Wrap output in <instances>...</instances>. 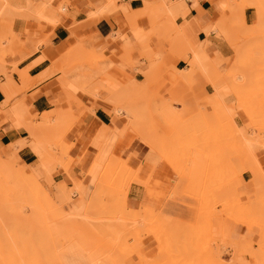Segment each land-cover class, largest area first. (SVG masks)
I'll list each match as a JSON object with an SVG mask.
<instances>
[{"label": "crops", "instance_id": "1", "mask_svg": "<svg viewBox=\"0 0 264 264\" xmlns=\"http://www.w3.org/2000/svg\"><path fill=\"white\" fill-rule=\"evenodd\" d=\"M62 2L63 0H11L10 3L15 10L31 9L46 17L41 27L30 23V19H13V32L20 35L26 44L16 58L19 60L14 63L12 78L8 81L1 78L0 82V117H6L15 123L14 127L5 123L0 128V147L5 148L4 156L0 154V157L15 160L23 171L29 170L34 177L45 174L43 168L48 162L37 143L30 141V119L33 116H42L43 121L49 119L50 122L54 116L60 120L71 114V106L68 103L71 100L76 102L79 90H67L65 85L70 83H67L66 78L60 80V72L72 69L73 60L82 48L96 46L103 56L105 54L112 60H107L108 66L102 69H122L114 63L116 62L124 69H130L128 73L131 77L123 76L122 80L129 78L130 84L140 91L154 92L152 102L155 109H158L154 122L167 135L172 131L168 120L176 126V131H180L183 126L179 120L191 122L195 119L188 124L194 128L203 118V112L211 115L217 106L221 111L224 106L228 110V107L236 105V97L224 90V86L230 84L226 75L233 70L232 67L238 58L237 51L241 50L247 54L249 41L246 39L264 37L263 30L253 28L257 27L255 22L260 15L258 10L261 1L258 0L248 1L243 14L240 12L239 16L234 14L233 7L238 11L242 7L241 0H67L65 8L58 7ZM161 3L165 4V8L171 9V12L166 10L173 16L157 21H170L174 31L169 34L160 26L150 44L152 34L146 29L150 26L148 18L157 10L155 6ZM39 6L43 8H38ZM58 10L65 13L59 15ZM28 14L27 17L40 20ZM243 18L247 27L234 26L237 23L243 24ZM179 32L190 38L191 43L193 40L192 48L178 47L179 43L175 42L176 45H173L167 40L174 38ZM252 39L250 43L254 44L255 40ZM144 51L150 52L151 58L156 59L154 64V60L150 62L142 57ZM258 53L254 54L255 59L251 64L260 63ZM124 55L130 58L132 56L127 65L121 63L120 58ZM13 61L12 59L10 62ZM126 66L128 68H125ZM168 69L171 70L173 78L166 73L162 74ZM174 71L191 75L189 78H177ZM238 80L241 82L243 78L239 77ZM218 82L222 87L217 90L215 85ZM21 89L26 91L18 101H14ZM94 98L84 96L82 101L85 107L74 108L75 120L64 138L65 143L71 146V169L67 171L58 168L52 176L47 174L49 183L56 187L72 189L74 178H79L80 190L73 200L78 202L81 193H84L86 198L89 197L92 188L87 187L89 184L95 186L99 182L107 165L105 152L108 151L110 157L115 154L124 160L131 158L130 164L137 171L134 181L136 183L131 184L126 197L129 209L144 207L155 211L161 217H168L183 224L194 223L197 211L192 207L196 202L186 194L189 182L184 178L187 176L192 179L191 168H186L184 174H178L170 164L161 160L152 146V139L148 136L128 144L112 142L114 139L119 140L126 133L131 126L130 121L125 124L118 115L110 114V111L114 113V105L104 98L105 101ZM58 103H61L60 108ZM15 104L17 107H13ZM23 104L29 107V116H23L20 123L15 114L21 115ZM210 105L213 106L212 111ZM213 114L211 117L205 116V120H211L210 118L215 117ZM233 122L236 129L244 130L248 134L256 133L248 127V120L242 114H237ZM254 155L262 171L264 151L258 155L255 152ZM36 170L38 172L35 176ZM20 176L22 175L18 172L17 177ZM242 177L243 182L248 185L244 187L247 188L245 193L253 194L252 175L245 172ZM18 178L16 183L21 185ZM255 191L257 193L256 188ZM256 193L254 194L257 195ZM77 205L80 206L81 203L76 204L75 208ZM221 220L215 222V226L217 225L218 236L223 240V236H229V232L224 229V221ZM242 226L231 225L229 243L232 246L242 245L243 238L249 239L253 235L255 238L249 241L257 240V226ZM142 244L144 252H149L156 246L155 239L148 236ZM72 253L67 250L61 253L63 264H93L101 261L103 257L101 250L95 252L96 257L92 258V255L87 259L74 258L77 255ZM230 259L226 255L223 256L224 262H229ZM246 260L249 259L246 257ZM153 264L159 262L155 261Z\"/></svg>", "mask_w": 264, "mask_h": 264}, {"label": "rangeland", "instance_id": "2", "mask_svg": "<svg viewBox=\"0 0 264 264\" xmlns=\"http://www.w3.org/2000/svg\"><path fill=\"white\" fill-rule=\"evenodd\" d=\"M241 1L242 6H245L250 0ZM258 1H261L260 8L262 10L260 9L259 12L262 14H259L262 17L264 16V0ZM0 2L1 82V78H5L7 81L12 78L14 63L19 60L16 58L20 55L21 48L26 44V42L21 40L20 35L13 32V19H30V23L41 27V24L43 23L42 21H44L46 17L34 10L23 9L15 11L12 10L14 8L12 4H10L11 6L8 5L6 0H0ZM66 2L67 0H63L58 7L62 6L65 8ZM159 6L161 7L158 9ZM162 6H164V9ZM38 8H43V6H39ZM155 8L157 10L154 11L149 18L147 17L150 26L146 29L152 34L149 39L150 44L153 41L155 33L160 30V26H162V29L169 34L174 31V26L172 27L170 21L163 23H158L157 21V19L173 16L166 10L165 4L161 3L158 6H155ZM27 11L33 15L34 18L36 16L40 20L27 17ZM58 13L59 15H63L65 11L58 10ZM262 23L263 27L260 29L259 25ZM262 23L256 25L258 28H253L264 31V22ZM237 24L240 26L239 23ZM241 28L245 27L242 26ZM251 39L252 38L246 39L249 41V44L247 45L249 48L247 54L240 50V56H243V59L245 60L249 57V61L246 63H248V67L250 66L253 68L249 67V69L247 67V73L245 72L244 75L237 73L235 77L232 75L231 70L227 74L228 80L232 79L230 80L231 87L229 84L224 86V90L235 95V97L239 96L240 93L237 91L234 92V89L239 91L241 88L242 90H240V92H245L243 95L247 94V96H249L248 99L247 96H245L244 98L246 99L242 98V100H238L243 95L239 96L238 99H236V105L234 107H228V110L227 107H224L220 111L219 106H217L214 110V118H211V120H203V118H201L195 124L194 128L188 126V124L194 122L195 119L191 122H181L176 117L177 120H179V123L183 126V129L178 132H176V126L167 119L172 130L171 133L167 135L169 137L174 135L176 139H174V137L172 139L169 138L170 140L168 139L170 142H173H171L170 146L173 145L171 148L165 149L166 151L164 152L177 164L180 162L178 167H184L181 169H184V173L186 168H191L190 174L192 176L190 177L192 179L187 176L184 178L188 179L189 182L186 194L190 195L192 200L196 202L192 207L197 211L194 223L183 224L177 220L171 218L168 219V217H161L155 211L144 207H141L140 209H129L125 200H127L126 197L131 184L136 183L134 181L137 171H135L130 164L131 158L130 160L128 159V161L115 154L110 157L108 151L105 152L107 165L100 176L99 182L95 186L89 184V187H87L92 188L88 194L89 197L86 198L84 193H81V196L78 194V202L73 200L74 195L80 190L81 180L79 178H74V187L72 189H67L64 186L56 187L52 182V184L49 183V176L47 177V174L52 176L58 168H64L67 171L71 169L72 159L70 157V152H67L70 146L65 143L64 138L74 123V108L85 107V104L82 101L84 96L93 99H95L94 97L96 95L97 99H106L105 97H107L103 82H101L102 85L100 82H94L91 86L92 89L90 84H85V86L82 85V87L70 90L72 92L79 90V92L77 94L76 102L71 100L68 103V105L71 106H69L71 114L65 119L59 120L54 116L46 126H44L42 116H33L32 119H30V127L36 132V136L33 134L30 135V141L37 143L48 162L47 166L43 168L45 172L44 175L39 174L36 176V173L38 172L36 170L34 172L36 177H34L28 172L29 170L27 172L23 171L15 160H6L3 157H0V264H63L60 257L61 253L66 250L68 252H73L72 255L74 256L77 255L74 257L77 259L91 258L92 255V258H94L97 256L95 252L101 250V252H103L101 261L93 264H153L155 261H158L159 264H264V226L255 225V227L257 226L259 228V233L257 240L251 241L254 245L251 246L252 249H247L249 247L246 246L239 248L238 244L232 246L229 243L232 224L242 226V220H261L264 222V204L259 208V212L244 215L238 213L234 206L232 208L226 206V204L231 206L242 201L243 198L254 199L257 195L264 193L262 185L253 184L254 181L256 182L257 180L264 179V169L261 171L262 167L260 169V164L256 161L255 156H252V158L249 157L246 153V143L242 141V138L244 140V138H252L251 136H253L252 140L254 139L256 141L253 140V144L256 146V155L261 151H264V117H262L264 116V54H262L264 52V37L253 38L252 40L255 39L254 44L250 43ZM167 40L173 45L175 42L179 43L178 47H193V40L191 43V39L186 37L183 32H179L174 38H168ZM260 49H262V51ZM260 51L262 52L261 54ZM256 52H259L260 63L249 64V62L251 63V60L254 61L255 58L253 59L252 57L255 56L254 54H256ZM142 55V57L147 58L150 62L151 60H154L152 63H155L156 59L151 58L150 52L147 53L144 51ZM260 55L262 56L260 57ZM104 56L102 55V52H99L96 49V46L82 48L76 59L73 60L72 69H66V71L60 72L62 74L60 80L66 78L68 80L67 83H77L78 79L80 80L84 78L88 73L86 70H89L92 67L98 71H105V69L102 70V67L108 66L107 60L111 62L112 60L105 54ZM12 59L14 61L10 62ZM120 59H122V64L127 65L129 60L132 59V56L130 58L128 55H124L123 58ZM114 63L124 70V74L128 73V70H130L124 69L122 65H119L116 62ZM85 66H88V68L84 69ZM125 68L128 67L126 66ZM164 73L173 78L171 70L168 69L167 71H163L162 74ZM250 74L252 77L250 80L252 84L249 79H247V77L250 78ZM228 75H231V78L228 77ZM239 77L243 78L241 82L238 80ZM233 78L234 82H237L240 87L238 86L237 88L235 83H231ZM128 79L129 78L121 79L127 84V86L125 84L124 87H128L136 96H144L146 101L144 97L142 101L140 97L139 99H135L136 97L133 94H131L130 97L128 95L126 98V95L124 94L125 91L117 89L119 90V93L124 92L122 94L120 93L121 95L119 94L120 98L124 95V99L123 101L122 98L119 99L122 102L118 101L117 107H115V105L112 106V109L114 107V113L110 111V114L118 115V117L122 118L126 124L130 119L126 114V111L128 113L127 109L132 107L133 110L137 109L136 111L138 112L139 119L137 125L135 123L136 128H139L138 133L132 138H128V141L126 139L124 140V138L122 140L119 139L121 141L120 144H128L134 140H138L140 137H142L141 140L147 136L151 138L149 135L151 133L149 132L148 134L147 128L150 130L151 127L150 131L153 129L150 120L148 119H154L155 116V107L152 102L155 97L154 92L149 90H145L146 92L140 91L138 88L131 85ZM116 80L117 78H115V76L110 77L108 83H114ZM98 84L100 86H98ZM232 86H235L236 88L234 87L232 90ZM92 90L94 91L92 92ZM25 91L26 89H21L15 96L14 101H18V98L22 96ZM148 92L150 93L148 94ZM92 94L96 95L94 96ZM146 95H149V97ZM22 100L24 101V97ZM253 100L254 103L256 102L255 105L250 104L253 103ZM58 104L57 106L60 108L61 103ZM22 106L24 110L21 115L15 114L17 119L20 120V123L21 120H23V116H29V107L26 106V104H23ZM13 107H17V104ZM142 107H145L147 111H144ZM139 108L143 110H141L142 112L148 113L147 119L144 118L146 117V114L144 115L142 112H139ZM149 114H151V117ZM237 114L244 115L248 120V127L253 131H256V133L252 132L248 134L244 130L238 129V131L235 128L240 135L238 133L236 134V131L232 128L234 125L232 122ZM229 121H231V123H229ZM5 123H8L13 127L15 125L13 120L6 117H0V128L2 124ZM37 123L38 125H36ZM178 133H180L179 137L176 136ZM153 134L156 135V133ZM254 136L256 138H254ZM203 137L205 138L203 139ZM231 137H233V139ZM207 138L208 141H206ZM257 139L258 142L260 140L259 144L257 143ZM119 140L114 139L112 142ZM195 140L199 142H194ZM201 140H205L207 144ZM209 141H211V143H209ZM108 142H110V140H108ZM200 144L202 146H200ZM238 146L239 149L237 148ZM4 151L5 148L0 147V154L3 156ZM227 158L228 160L226 161ZM227 162L229 163L228 165ZM175 165L174 167H176ZM178 167V170L174 168L176 172L179 171ZM18 172L22 175L20 178L17 177ZM245 172H249L252 175L251 187L253 194H250L249 192L245 193L244 191L247 189H244L247 183L242 180V175ZM179 173L184 174L182 171H179L178 174ZM17 178L21 185L16 183ZM219 190L221 191L219 192ZM49 191L51 194H49ZM216 191H218V193ZM220 193H223V195L219 196ZM79 202L81 203V209L74 211L75 205ZM170 220H173V223L168 224L172 222ZM218 220H221L222 222L224 221V229L229 232V236L228 234L224 235L223 240H221L222 238L220 239L216 230L217 225L215 226V222H218ZM146 236L152 237L153 240L155 239L156 243V246L149 252L143 251L144 245L142 244V241ZM259 237L263 238L261 239L262 243H256L259 241ZM254 238L255 236L253 235V237L250 236L247 240ZM224 255H226L228 259L231 258L229 262H224ZM246 257L249 259L248 261L246 260Z\"/></svg>", "mask_w": 264, "mask_h": 264}, {"label": "bare ground", "instance_id": "3", "mask_svg": "<svg viewBox=\"0 0 264 264\" xmlns=\"http://www.w3.org/2000/svg\"><path fill=\"white\" fill-rule=\"evenodd\" d=\"M1 3V2H0ZM4 3V2H3ZM6 3H8V5H10V0H6ZM245 5V4H244ZM247 5V4H246ZM240 6V7H238V8H240V9H238V11H235L236 9V7H233L234 9V14L235 13H242L243 14V11H244V9L247 7V6ZM3 6V5H2ZM11 6V5H10ZM161 6H159L158 8H160ZM1 8V7H0ZM10 8V7H9ZM162 8L164 9V6H162ZM161 8V9H162ZM5 9V8H4ZM10 9H12V8H10ZM168 11H170L171 12V9L170 8H166ZM261 8H259V10H260ZM1 10V9H0ZM6 10V9H5ZM9 10V9H8ZM12 10H15V8H13ZM11 10V11H12ZM23 10V9H22ZM27 10H31V9H27ZM229 10V9H228ZM258 10V11H259ZM262 10V9H261ZM16 11V10H15ZM14 11V12H15ZM3 12V11H2ZM10 12V11H9ZM8 12V13H9ZM5 13V12H4ZM17 13V12H16ZM260 14H262L261 12H259ZM2 14V13H1ZM13 14V13H12ZM231 14H232V9H231ZM264 14V13H263ZM240 14H238V16H239ZM234 16H236V15H234ZM10 17V16H9ZM263 17L264 16H262L261 17V15H259V17H257V19L258 20H256L257 22H255L256 24L255 25H258V23H262V22H264V19H263ZM6 18H8V17H6ZM11 18V17H10ZM15 19V18H14ZM241 20V19H240ZM242 22V21H241ZM240 24V28L242 27V26H246V23H245V21H244V18H243V24L242 23H239ZM242 24V25H241ZM260 25H262V26H260ZM259 25V27H260V29L263 27V23L262 24H260ZM234 26H238V24L237 25H234ZM247 27V26H246ZM258 28V27H257ZM236 29H237V27H236ZM251 29V28H250ZM239 30V29H238ZM241 30V29H240ZM258 30V29H257ZM237 31V30H236ZM244 34V33H243ZM248 35V34H247ZM252 36V35H251ZM250 36V37H251ZM263 36V35H262ZM255 40V39H254ZM258 40V39H257ZM247 43H248V41H247ZM257 46V45H256ZM259 47V46H258ZM261 51H262V49H260ZM260 51V54L262 53ZM238 53V58L236 59V63L234 64V66L232 67L233 68V70H232V75L235 77V75H237V73H239V74H241V75H244L245 74V72L247 71L246 70V68H247V66H248V63H246V62H248L249 61V57L245 60V59H243V56H240V52L239 51H237ZM244 54V53H243ZM262 54H264V52L262 53ZM262 55H260V57H261ZM264 56V55H263ZM253 59H254V57H252ZM250 59H251V57H250ZM196 60H198V56H196ZM252 61V60H251ZM260 62V61H259ZM262 63V62H261ZM88 64H90V63H88ZM87 64V65H88ZM249 64H251L250 62H249ZM233 65V64H232ZM231 65V66H232ZM263 65H264V62H263ZM193 66V65H192ZM252 66V65H251ZM1 67V66H0ZM86 67V68H85ZM84 67V69H87L88 68V66H85ZM250 67V66H249ZM248 67V68H249ZM90 68V67H89ZM250 68H253V67H250ZM249 68V69H250ZM91 69V70H90ZM89 70L87 69L86 71L88 72H86L87 74L84 76V78H82V79H76L77 80V83L76 82H74V83H70V84H68V85H65V88L67 87V90H71V89H77V88H79V87H82V85L83 86H85V84H90V87L92 86V83H94V82H103V85H104V88H105V92L107 93V97H105L106 99V101L109 103V104H113V105H115V107H117V105H118V101H121V100H119V99H121L122 98V101H123V96H121V98L119 97L122 93H124V92H120L119 93V90H124L125 91V95H126V98H127V96L129 95V97L131 96V94H133L131 91H130V89L128 88V87H124L125 86V82H123L121 79H122V77L123 76H131V75H129V73H126V74H124V70H122V69H116V68H106L105 69V71H98V70H95L93 67L92 68H90ZM197 69V68H196ZM103 70V69H102ZM245 70V71H244ZM254 70V69H253ZM175 72V71H174ZM244 72V73H243ZM253 72V71H252ZM176 73V75H177V78H189L190 76L189 75H191V74H189V75H184L185 73H179V72H175ZM247 73V72H246ZM250 73V72H249ZM79 74V73H78ZM252 74V73H251ZM251 74H250V78H248L247 77V79H249V81L251 80ZM112 76H115V78H117V80H116V82H114V83H108L109 81H108V79H109V77H112ZM227 76V75H226ZM232 76V77H233ZM228 77H230L231 78V75L229 76L228 75ZM176 78V77H175ZM237 78V77H236ZM99 79V80H98ZM106 79H107V82H106ZM223 79V78H222ZM221 79V80H222ZM264 79V78H263ZM101 80V81H100ZM226 80V79H225ZM230 80H232V79H230ZM230 80H228L229 82H230ZM262 81V80H261ZM113 82V81H112ZM264 82V81H263ZM228 83V82H227ZM231 83H235V85H237V88H238V86L240 87V85H238V83L237 82H234V78H233V81L231 82ZM237 83V84H236ZM250 83H251V81H250ZM111 84V85H110ZM252 84V83H251ZM263 84V83H262ZM101 85H102V83H101ZM230 85V84H229ZM98 86H100L99 84H98ZM126 86H127V84H126ZM215 87H216V89L218 90L219 88H221L222 86L220 85V83L218 82V83H216V85H215ZM214 87V88H215ZM230 87H231V85H230ZM235 87V86H234ZM233 86H232V90H233V88H234ZM236 88V87H235ZM91 89H92V87H91ZM117 89H119V90H117ZM231 90V91H232ZM235 91L234 92H238V93H240V95L239 96H241V95H243V93H245V92H243V91H241L240 92V90H242L241 88H240V90L238 91V90H236V89H234ZM94 90H92V92H93ZM104 91V90H103ZM129 91V92H128ZM127 92H128V94H127ZM118 93V94H117ZM150 92H148V94H149ZM120 94V95H119ZM234 94H237V93H234ZM92 95H94V94H92ZM96 95V94H95ZM94 95V96H95ZM134 95V94H133ZM97 96V95H96ZM95 96V97H96ZM100 96V95H99ZM136 98L135 99H139V97H140V99H141V101H142V99H143V97L144 96H136V95H134ZM147 96V95H146ZM235 96V95H234ZM239 96H237L236 97V99H238V97ZM245 96H247V94L245 95H243V96H241L238 100H242V98H244ZM147 97H149V95L147 96ZM248 97L249 96H247V99H248ZM101 99H103V98H101ZM144 99H145V101H146V98L144 97ZM244 99H246V98H244ZM249 99H251V98H249ZM104 100V99H103ZM104 100V101H105ZM127 100V99H126ZM128 100H129V98H128ZM131 100V99H130ZM148 100V99H147ZM121 101V102H122ZM125 101V100H124ZM132 101V100H131ZM136 101V100H135ZM243 101H245V100H243ZM241 102V101H240ZM239 102V103H240ZM247 102H249V101H247ZM253 103H250V104H256V102L254 103V100L252 101ZM145 103V102H144ZM244 103V102H243ZM242 103V104H243ZM138 105H139V103H138ZM165 105V104H164ZM143 106V105H142ZM146 106V105H145ZM211 106V111L213 110L212 109V105H210ZM131 107V106H130ZM134 107V106H133ZM138 107V106H137ZM225 107V106H224ZM247 107V106H246ZM252 107L253 108H255L253 105H252ZM126 108H129V107H126ZM125 108V109H126ZM161 108V107H160ZM129 109H130V112H129ZM129 109H127L128 110V114H127V116L130 118L129 119V121H130V127L127 129V131H126V133L120 138L121 140L124 138V140L126 139L127 141H128V138L130 139V138H132L136 133H138V129L136 128V125H137V123H138V121H139V119H138V112L136 111V110H133L132 109V107L131 108H129ZM140 109V108H139ZM142 109H144V111H147V109L145 108V107H142ZM142 109H140L139 110V112H142L143 110ZM146 109V110H145ZM142 110V111H141ZM206 110V109H205ZM255 110H256V108H255ZM151 111V110H150ZM150 111H148V112H150ZM158 111V109H155L154 110V113H156ZM227 111V110H226ZM225 111V112H226ZM253 111V110H252ZM257 111V110H256ZM127 112V111H126ZM144 115L146 114V117H144V118H148V113H146V112H142ZM141 113V114H142ZM151 113V112H150ZM212 114H213V112H211ZM152 114V113H151ZM151 114H149L150 115V117H151ZM211 114V115H212ZM228 114V113H227ZM247 114V113H246ZM259 114V113H258ZM143 115V116H144ZM153 115V114H152ZM202 115H203V120H205V116H209L210 114H208V112L207 113H202ZM211 115H210V117H211ZM214 115V114H213ZM141 116V115H140ZM248 116V115H247ZM261 116V115H260ZM153 117V116H152ZM231 117V116H230ZM262 117H264V116H262ZM140 118H142V117H140ZM212 118H214V117H212ZM208 119V118H207ZM211 119V118H210ZM232 119V118H231ZM249 119V118H248ZM148 120H150V123H151V126H152V131H150L151 130V127L150 126H148V127H150V130H149V128H147V130H148V134H149V132L151 133V134H149L150 136H151V139H152V146L155 148V150L157 151V154L161 157V160L162 161H164V162H167V164H170L172 167H174V165H175V163L176 162H174L173 161V159L169 156V155H167L164 151H166L165 149H168V148H171V146L173 145H171L170 146V144H171V142L169 141L170 139H172L173 137H174V139H176L175 138V136L173 135V136H168V135H166V134H164L159 128H158V126H157V124L155 123V122H153L154 121V119H152V118H150V119H148ZM44 122V124H47L48 122H49V119H46V120H44L43 121ZM148 122V121H147ZM147 122H145V123H147ZM205 122H207V121H205ZM135 123H136V125H135ZM223 123V122H222ZM229 123H231V121H229ZM142 124V123H141ZM232 124H234L233 122H232ZM232 124H230V125H232ZM72 125V124H71ZM139 125V124H138ZM148 125H149V123H148ZM236 127V125L234 124L233 125V127L232 128H234V130L236 131V129H235V127ZM257 127V126H256ZM229 130V129H228ZM238 130V129H237ZM28 131L31 133V134H33V135H35L36 136V132H35V130H33L31 127L30 128H28ZM234 131V132H235ZM239 131V130H238ZM156 133V135L155 134H153V133ZM176 132H178V131H176ZM258 132V131H257ZM232 134H234L233 132H231ZM238 132L236 131V134H237ZM173 134V133H172ZM179 134L180 133H178V135H176V136H178L179 137ZM239 134V133H238ZM254 134V133H253ZM258 134V133H257ZM155 135V136H154ZM224 135V134H223ZM240 135V134H239ZM167 136H168V138H167ZM233 136V135H232ZM236 136V135H235ZM243 136V135H242ZM258 136V135H257ZM197 137H198V135H197ZM200 137V136H199ZM247 137V136H246ZM252 138H253V136H251ZM170 138V139H169ZM181 138V137H180ZM205 137H203V139H204ZM208 138H209V136H208ZM208 138L206 139V141H208ZM223 138V137H222ZM232 139H233V137H231ZM247 138H249V137H247ZM247 138H244V140H243V138H242V141H244L245 143H246V149H247V154L249 155V157H251L252 158V156H255L254 154H255V152H256V146L253 144L254 143V141L252 140V138H249V139H247ZM254 138H256L255 136H254ZM258 139H260L259 137H257ZM169 139V140H168ZM226 139V138H225ZM230 139V138H229ZM229 139H228V141H229ZM253 141H251V140ZM258 139H257V143L259 144V142H260V140H259V142H258ZM168 142H167V141ZM197 140V139H196ZM194 141V142H199V141ZM200 140V139H199ZM209 140H210V138H209ZM215 140H216V138H215ZM231 140V139H230ZM201 141H204V142H206L205 140H201ZM211 141H213V140H211ZM211 141H209V143H211ZM232 141V140H231ZM119 142H121L120 140H119ZM234 142V141H233ZM256 142V141H255ZM122 143H124V142H122ZM173 143V142H172ZM203 143V142H202ZM201 143V144H202ZM236 143V142H235ZM243 143V142H242ZM244 143V144H245ZM256 143V144H257ZM200 144V146H202ZM205 144H207V142L205 143ZM204 144V145H205ZM169 145V146H168ZM261 145H263V144H261ZM175 146V145H174ZM264 146V145H263ZM191 147H193V146H191ZM235 147H236V144H235ZM238 149H239V146L237 147ZM243 148V147H242ZM70 150H71V146L68 148V150H67V152L69 153L70 152ZM205 150V149H204ZM236 150V149H235ZM235 150H234V152H235ZM243 150V149H242ZM201 151H203V150H201ZM165 153V154H164ZM222 153V152H221ZM225 153V152H224ZM236 153V152H235ZM223 154V153H222ZM227 154V153H226ZM243 154H245V153H243ZM210 155V154H209ZM213 156V155H212ZM222 156V155H221ZM223 157V156H222ZM214 158V157H213ZM130 160V159H129ZM128 160V161H129ZM228 160V158L226 159V161ZM230 160V159H229ZM229 162V161H228ZM227 162V165L229 164ZM127 163V162H126ZM180 162H178V164H179ZM178 164L176 163V167H174V168H176V170H178L177 169V167H178ZM182 164V163H181ZM210 164H211V162H210ZM225 165H226V162H225ZM224 165V166H225ZM209 166V165H208ZM223 166V167H224ZM179 168V167H178ZM182 168H184V167H182L181 166V168H179V171L181 172L182 171V173H184L183 171H184V169L183 170H181ZM225 168V167H224ZM178 171V172H179ZM220 172V171H219ZM180 174V173H179ZM181 175V174H180ZM253 184H255V185H262L263 186V188H264V179H261V180H257L256 182L254 181V183ZM222 190V189H221ZM221 190H219V192L221 191ZM217 193H218V191H216ZM264 193H262V194H260V195H257V197H255L254 199H247V198H243L242 199V201H239V202H237V203H235V204H233V205H229V204H226V206H228V208H232L233 206H234V208H235V210L238 212V213H241L242 215H244V214H251V213H255V212H259L260 211V207L264 204V195H263ZM213 195H215V194H213ZM221 195H223V193H220L219 194V196H221ZM216 197H218V196H216ZM223 198V197H222ZM221 199V198H220ZM224 200V199H223ZM126 202H127V200H126ZM79 209H81V207L80 206H78L77 205V207L76 208H74V211L75 210H79ZM169 219V218H168ZM170 221H172V222H170V223H168V224H171V223H173V220H170ZM169 222V221H168ZM175 222V221H174ZM262 222L263 221H261V220H242L241 221V223L242 224H244V225H248V226H252V225H260V226H264V222H263V224H262ZM179 224V223H178ZM180 225V224H179ZM263 229H264V227H263ZM264 233V232H263ZM264 235V234H263ZM260 237H262V236H260ZM259 237V238H260ZM264 237V236H263ZM258 238V239H259ZM261 239H263V238H260L259 239V241L258 242H256V243H262V240ZM242 245H239V248H242L243 246H246V247H249V248H247V249H250L251 248V246H253V244H252V242L251 241H249V240H247V239H245V238H243L242 239ZM245 248V247H244ZM246 249V248H245ZM246 249V250H247ZM252 249V248H251ZM249 251V250H248ZM253 251V250H252ZM251 251V252H252ZM253 253V252H252ZM261 259V258H260ZM263 261V260H262ZM172 262V261H171ZM170 262V263H171ZM264 262V261H263ZM174 264H176V263H174ZM212 264V263H211Z\"/></svg>", "mask_w": 264, "mask_h": 264}]
</instances>
